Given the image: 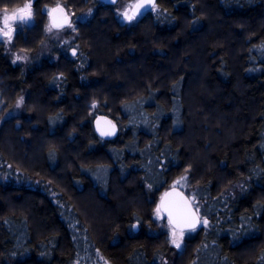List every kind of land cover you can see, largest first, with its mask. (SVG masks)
Listing matches in <instances>:
<instances>
[{
	"label": "trees",
	"instance_id": "1",
	"mask_svg": "<svg viewBox=\"0 0 264 264\" xmlns=\"http://www.w3.org/2000/svg\"><path fill=\"white\" fill-rule=\"evenodd\" d=\"M96 3L32 0L12 39L36 51L47 9L95 6L74 26L80 68L24 67L0 42V164L18 170L0 179V264H264V0H157L133 25ZM187 171L209 224L172 250L151 209Z\"/></svg>",
	"mask_w": 264,
	"mask_h": 264
},
{
	"label": "rangeland",
	"instance_id": "2",
	"mask_svg": "<svg viewBox=\"0 0 264 264\" xmlns=\"http://www.w3.org/2000/svg\"><path fill=\"white\" fill-rule=\"evenodd\" d=\"M106 1L107 0H96V2H97L96 5L100 4V3H104ZM136 1L137 0H115V2H113V0H112V3L115 7L116 15L118 16V19L122 23L127 24V25H133L140 18V16H136L133 20L128 21L124 18V15H123V13L125 11H127L129 15L132 14V12H131L132 7H130V6L133 5ZM56 5H54L50 8H54ZM23 6L24 5H21V6L13 8V9L0 8V29L3 28V15L5 14L4 10L7 9V14L11 15L13 13V11H15L19 8H22ZM61 7H63V6L61 5ZM94 9H95V6L90 7L84 11H81L78 13H73V14L64 9L66 11V13L69 15L70 26L66 25V26L59 28V29L52 28L51 31L47 30L46 39L42 42L41 46L36 51H32V52L19 51L13 47L12 40L9 42L7 40V38L2 36V34H0V42L5 43L7 50L9 51V53L11 55L12 60L14 62H18V63L22 64L24 67H26L27 65H29L31 63H38L40 61V59L43 57L49 58L51 61H57L58 55L60 53H64V54L69 55L71 58H73L76 61V63L78 64V68H80V67H82V65L84 63L83 60H85V57L81 53H80L81 55H79V47L77 44L73 43L75 40L74 26H75L76 22L87 19L93 13ZM155 10H156V5L151 9V11H155ZM31 11H32V18H31V21L27 25L32 24L34 21V15H33L32 8H31ZM17 25H19V29L24 26V24L20 21H10L9 22V27H11L13 29V36L17 31ZM49 25H50V19H49ZM73 53H75V54H73ZM17 57H21V59H17ZM21 98H23V101H24L25 94H21L18 97L17 101L20 100ZM17 101L15 102L14 107L10 111H8L7 116L18 115V114L23 113V110H24L23 109L24 108L23 102L19 105V107H17ZM96 108L97 107H95V105H94L93 109L95 110ZM98 116H100V115L97 112V114H95L94 119ZM98 170H100V169H98ZM17 172H18V170L13 169L12 165L7 161H3L0 164V179L1 180H6V179L9 180L10 178L14 177V174H16ZM170 187H178L181 190H183L190 197L193 205L195 206L196 210L198 211V213L200 214V217H201L200 225L196 229H193L190 231H182L183 232L182 236H180L181 231L177 230L171 226L167 217L164 215V213L162 211L160 212L159 216H157V214H156V208L158 206V201H159L161 194ZM195 187L196 186L191 185L190 173L187 171V172L181 174L179 177H177L176 179H174L171 183H169L167 185V187L163 190V192H161L160 195L158 196L156 203H155V206H153V208L151 209V217L153 218V220L156 222V225H157L156 230L166 232L167 237L169 239L170 247L172 248V250L179 249L172 243L173 231H175L177 233V237L180 241V245L183 246V244L185 242V238H187L190 235H193L201 227H205V228L208 227L209 221L202 214L200 202L196 198V191H194ZM147 193H148V198L153 199V196H154L153 193L151 191H149L148 189H147ZM204 220L208 221L207 225L203 224ZM134 225H136V229L138 230V228L140 227V223L134 222ZM171 262H172V256L169 253L165 252L161 256V264H171ZM74 264H78V263L75 262ZM100 264H109V263L105 259H102V262Z\"/></svg>",
	"mask_w": 264,
	"mask_h": 264
},
{
	"label": "water",
	"instance_id": "3",
	"mask_svg": "<svg viewBox=\"0 0 264 264\" xmlns=\"http://www.w3.org/2000/svg\"><path fill=\"white\" fill-rule=\"evenodd\" d=\"M112 1V0H107ZM157 0H137L133 5L143 3L145 8L142 9L136 16H142L146 12L156 5ZM134 9H131L133 14ZM64 14L67 15L70 21L69 15L64 10ZM66 26V25H65ZM93 125L96 133L103 139H112L118 133L117 124L105 115H100L93 120ZM102 132H111V135H102ZM158 205L161 207V211L167 217L172 227L180 231H190L187 227L188 223H191L194 219L201 221L200 214L193 205L190 197L178 187H170L165 190L159 198ZM200 225L197 224L196 228ZM195 228V229H196Z\"/></svg>",
	"mask_w": 264,
	"mask_h": 264
},
{
	"label": "snow or ice",
	"instance_id": "4",
	"mask_svg": "<svg viewBox=\"0 0 264 264\" xmlns=\"http://www.w3.org/2000/svg\"><path fill=\"white\" fill-rule=\"evenodd\" d=\"M113 2H115V0H113ZM31 4H32V0H29L28 3L24 4V6L22 8H19L15 11H13V13L11 15L7 14V9H5V14L3 15V28L0 29V34H2L3 37L7 38V40L10 42L13 38V29L11 27H9V22L10 21H20L22 22L24 25H27L32 18V11H31ZM130 7H132L134 9L133 14L129 15L127 11H125L123 13L124 18L128 21L133 20L136 17V14L139 13L142 9L145 8V4L143 3H139V4H135V5H131ZM154 7V5H153ZM48 12V16L50 18V25L48 26L47 30L51 31L52 28H62L65 25L70 26V22L68 20L67 15L64 14V8L61 7L60 4H57L54 8H49L47 9ZM19 30V25H17V31ZM75 54V53H73ZM17 59H21V57H17ZM61 77H56V79H60ZM23 102V98H21L20 100L17 101V107H19V105ZM102 135H111V132H102ZM161 212V207L158 205L156 208V214L157 216H159ZM201 223V221H199L198 219H194L191 223L187 224V227L190 229H195L197 224ZM204 225L208 224L207 220L203 221ZM133 228L136 227V225H132ZM183 235V232L181 231L180 236ZM173 239H172V243L177 247L180 248V241L177 237V233L175 231H173L172 233Z\"/></svg>",
	"mask_w": 264,
	"mask_h": 264
},
{
	"label": "flooded vegetation",
	"instance_id": "5",
	"mask_svg": "<svg viewBox=\"0 0 264 264\" xmlns=\"http://www.w3.org/2000/svg\"><path fill=\"white\" fill-rule=\"evenodd\" d=\"M161 195H162V194H161ZM134 229L137 230L136 227H135Z\"/></svg>",
	"mask_w": 264,
	"mask_h": 264
}]
</instances>
